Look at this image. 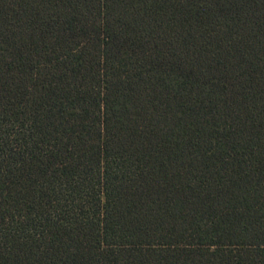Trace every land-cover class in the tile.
<instances>
[{
	"label": "trees",
	"instance_id": "16d2710c",
	"mask_svg": "<svg viewBox=\"0 0 264 264\" xmlns=\"http://www.w3.org/2000/svg\"><path fill=\"white\" fill-rule=\"evenodd\" d=\"M0 264H264V0H0Z\"/></svg>",
	"mask_w": 264,
	"mask_h": 264
}]
</instances>
